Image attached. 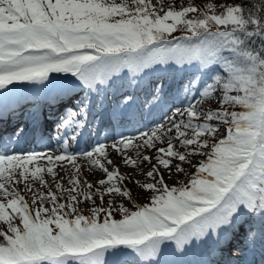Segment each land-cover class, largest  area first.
<instances>
[{
    "label": "snow or ice",
    "instance_id": "snow-or-ice-1",
    "mask_svg": "<svg viewBox=\"0 0 264 264\" xmlns=\"http://www.w3.org/2000/svg\"><path fill=\"white\" fill-rule=\"evenodd\" d=\"M20 82L43 102L0 124V264H154L206 237L264 264V0H0V90Z\"/></svg>",
    "mask_w": 264,
    "mask_h": 264
},
{
    "label": "rangeland",
    "instance_id": "rangeland-1",
    "mask_svg": "<svg viewBox=\"0 0 264 264\" xmlns=\"http://www.w3.org/2000/svg\"><path fill=\"white\" fill-rule=\"evenodd\" d=\"M212 103H213V106H214V105H215V101H213ZM221 132H223V129H221ZM218 138H219V137H218ZM109 151H110V153H111V159H113V161L116 162V163L119 165V164H120V160H119V156H118V154L115 153V152H113L111 149H109ZM198 160H199V157H197L196 160L193 161V163H196ZM80 163H81L82 165L85 164V162H84L83 160H81ZM145 170H146V168H145ZM120 171H121L122 173H128V172H131L132 169H131V168H126V167H124V166L121 165V166H120ZM60 175L63 176L64 173L61 172ZM85 175H88V173L85 172ZM98 176H99V173H95V174H93V175H88V178H89L90 180H95ZM165 177H166V180H167L169 183H172V184H175V183L177 182V180H182V181L187 180V178H186L187 176H186V175H184V174H179V175H177V174L175 173L174 170H173V173H172L171 178H169L167 174H165ZM46 178L50 179V177H46ZM135 180L140 181L141 184H142L143 182H145L144 177H140V176L135 177ZM125 183H126V185L132 190V196H133V197H138V196H140V195H143V194L145 195L146 193H150V192H148V191H146V190H142L141 187L137 186V184H135V183H133V182H131V181L126 180ZM24 194H25V196H26L27 198H29V200H30V197L28 196V194H27V193H24ZM105 199L107 200V197H106ZM97 203L99 204V200H97ZM124 203H125V205H128V204H129V201L125 200ZM80 207H81L82 209H85V208L88 207V205L81 204ZM84 214H88L87 211H85Z\"/></svg>",
    "mask_w": 264,
    "mask_h": 264
},
{
    "label": "trees",
    "instance_id": "trees-1",
    "mask_svg": "<svg viewBox=\"0 0 264 264\" xmlns=\"http://www.w3.org/2000/svg\"><path fill=\"white\" fill-rule=\"evenodd\" d=\"M169 0H165V3L167 4ZM173 3H175L177 6H179L181 3H186L187 0H172ZM206 2H215L217 4L224 3V4H234L237 2H244V0H194V3L196 5H203ZM179 33V32H178Z\"/></svg>",
    "mask_w": 264,
    "mask_h": 264
}]
</instances>
